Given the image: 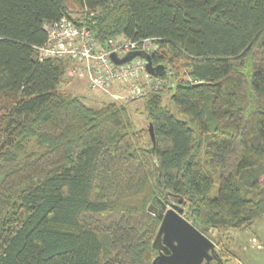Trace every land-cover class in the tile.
I'll return each mask as SVG.
<instances>
[{
    "label": "trees",
    "instance_id": "obj_1",
    "mask_svg": "<svg viewBox=\"0 0 264 264\" xmlns=\"http://www.w3.org/2000/svg\"><path fill=\"white\" fill-rule=\"evenodd\" d=\"M63 16L99 43L155 38L154 145L131 101L89 105L71 58H38ZM165 194L198 226L264 216V0H0V264H151Z\"/></svg>",
    "mask_w": 264,
    "mask_h": 264
},
{
    "label": "built area",
    "instance_id": "obj_2",
    "mask_svg": "<svg viewBox=\"0 0 264 264\" xmlns=\"http://www.w3.org/2000/svg\"><path fill=\"white\" fill-rule=\"evenodd\" d=\"M46 35L45 42L35 46L39 59L71 58L67 79H83L91 88L104 92L115 101L142 99L148 92L166 84L162 77L147 72L138 57L121 64H115L109 58L111 53L122 57L132 48L147 50L151 45L147 38L125 41L109 38L105 44H100L88 26L65 16L49 23ZM113 87L118 91H112Z\"/></svg>",
    "mask_w": 264,
    "mask_h": 264
},
{
    "label": "water",
    "instance_id": "obj_3",
    "mask_svg": "<svg viewBox=\"0 0 264 264\" xmlns=\"http://www.w3.org/2000/svg\"><path fill=\"white\" fill-rule=\"evenodd\" d=\"M133 55L135 54L127 53L118 58L111 54L110 57L114 62L121 63L129 60ZM145 59L148 65L151 64L149 55H145ZM146 69L157 74L162 72L161 65L156 67L149 66ZM148 132L154 145V133L151 123L148 124ZM167 196L165 194L162 198L157 197L147 208L150 213L156 215V207L153 204L155 200L161 204L162 211L156 215L159 219V226L151 245L156 251L161 249L167 251L168 247L172 249V253L164 258L162 264H200L204 257L209 259V251H214L213 243L183 216V208L181 206L171 204V207L165 210L164 199ZM203 230H207V227H204ZM158 259V255L154 256L151 264H156Z\"/></svg>",
    "mask_w": 264,
    "mask_h": 264
},
{
    "label": "rangeland",
    "instance_id": "obj_4",
    "mask_svg": "<svg viewBox=\"0 0 264 264\" xmlns=\"http://www.w3.org/2000/svg\"><path fill=\"white\" fill-rule=\"evenodd\" d=\"M66 4L69 9L73 10L72 14L75 15V7L71 3L67 2ZM149 66L153 67L152 64L148 65L146 62V67L149 68ZM64 89L79 96L87 104L92 106L100 105L103 101H115L114 98L106 96L104 92L91 88L83 79L66 78ZM126 107L131 115L135 128L147 127L148 130L147 119L143 110V99L131 101ZM217 188V175H215L211 192L212 196L216 194ZM210 229H212V232L209 231L211 234H218L222 243L228 237L234 240L233 243H230L229 250H225L226 253L224 256L227 257L226 264H264V216L254 220L249 226L242 229L222 230L213 227Z\"/></svg>",
    "mask_w": 264,
    "mask_h": 264
},
{
    "label": "flooded vegetation",
    "instance_id": "obj_5",
    "mask_svg": "<svg viewBox=\"0 0 264 264\" xmlns=\"http://www.w3.org/2000/svg\"><path fill=\"white\" fill-rule=\"evenodd\" d=\"M164 202L166 204L165 210L167 208L171 207V204H178L179 206H181L183 209V205L179 202V201H170V199H168V197L166 199H164ZM154 207H156V215L162 211L161 209V204L157 201L154 202ZM189 222L193 223L192 220L190 218H188L187 216L183 215ZM194 224V223H193ZM195 225V224H194ZM196 228H198L202 234L208 238L214 245V251H209L210 257L209 259L207 258H203L200 262V264H226L227 261V257L224 256V254L226 253L225 249L223 248V245L221 244V239H219L218 234L214 235L211 234L209 231H211L212 229H210L211 227H207V230H203L204 227L202 226H198L195 225ZM212 232V231H211ZM162 243V242H161ZM163 245V243H162ZM172 253V249L170 247L167 248L166 250H155V254L154 256L158 255L159 259L156 262V264H162V261L164 260L165 257L169 256ZM220 259V260H219Z\"/></svg>",
    "mask_w": 264,
    "mask_h": 264
},
{
    "label": "bare ground",
    "instance_id": "obj_6",
    "mask_svg": "<svg viewBox=\"0 0 264 264\" xmlns=\"http://www.w3.org/2000/svg\"><path fill=\"white\" fill-rule=\"evenodd\" d=\"M49 23H46V24H44V29H45V31H46V28H47V25H48ZM92 34V33H91ZM93 36V35H92ZM94 37V36H93ZM109 38H111V39H113V40H116V41H125V40H127V39H130V38H127V37H125L124 35H119V36H116V37H109ZM109 38H107L103 43H100V44H105L106 43V41L109 39ZM147 39H149L150 40V42H151V45H150V47L147 49V50H145V49H142V48H140V47H137V48H132V49H130V50H128L127 51V53H130V54H135V55H133L131 58H134V57H138V58H140L143 62H144V67H145V69H146V59H145V55H148L147 53H150V52H153L155 49H156V41H155V38H152V37H150V38H147ZM96 40V39H95ZM130 40H135V39H130ZM137 40V39H136ZM97 41V40H96ZM98 42V41H97ZM99 43V42H98ZM35 48V47H34ZM111 54H113V53H111ZM110 54V55H111ZM110 55H109V58H110V60L113 62V63H115V64H121V63H123V62H121V63H116V62H114L112 59H111V57H110ZM115 55V54H114ZM38 56V55H37ZM116 56V55H115ZM116 57H118V56H116ZM39 58V57H38ZM119 58V57H118ZM146 71L147 72H149L150 74H153V75H155V76H161V74H162V72H163V69H162V72H161V74H157V73H154V72H150V71H148L147 69H146ZM78 79V78H77ZM164 80V79H163ZM165 81V80H164ZM166 82V81H165ZM88 85V84H87ZM166 85V84H165ZM164 87V85H161L160 86V89L161 88H163ZM143 99V98H142Z\"/></svg>",
    "mask_w": 264,
    "mask_h": 264
},
{
    "label": "crops",
    "instance_id": "obj_7",
    "mask_svg": "<svg viewBox=\"0 0 264 264\" xmlns=\"http://www.w3.org/2000/svg\"><path fill=\"white\" fill-rule=\"evenodd\" d=\"M112 91L117 92L118 90L116 87H113ZM106 96H109V95H106ZM109 98H111V96H109Z\"/></svg>",
    "mask_w": 264,
    "mask_h": 264
}]
</instances>
